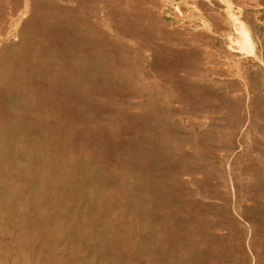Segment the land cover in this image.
Returning a JSON list of instances; mask_svg holds the SVG:
<instances>
[{
  "label": "rangeland",
  "instance_id": "obj_1",
  "mask_svg": "<svg viewBox=\"0 0 264 264\" xmlns=\"http://www.w3.org/2000/svg\"><path fill=\"white\" fill-rule=\"evenodd\" d=\"M0 264H264V0H0Z\"/></svg>",
  "mask_w": 264,
  "mask_h": 264
}]
</instances>
